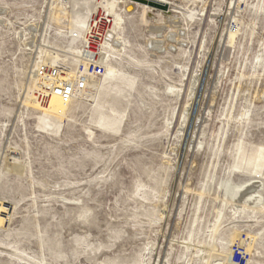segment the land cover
Returning a JSON list of instances; mask_svg holds the SVG:
<instances>
[{"label":"rangeland","instance_id":"1","mask_svg":"<svg viewBox=\"0 0 264 264\" xmlns=\"http://www.w3.org/2000/svg\"><path fill=\"white\" fill-rule=\"evenodd\" d=\"M118 1L57 116L34 69L103 1L0 0V264H264V0Z\"/></svg>","mask_w":264,"mask_h":264},{"label":"built area","instance_id":"2","mask_svg":"<svg viewBox=\"0 0 264 264\" xmlns=\"http://www.w3.org/2000/svg\"><path fill=\"white\" fill-rule=\"evenodd\" d=\"M106 18V17H105ZM98 23V24H97ZM110 27L109 20L98 18L90 22L84 34L81 45L83 53L79 56L75 66L68 64L52 65L40 63L35 71L36 97L40 101H49L55 97L62 105H67L88 88V81L99 78L104 72L100 62L99 48L106 40ZM95 44V45H94ZM73 76H68V74ZM232 264H248L242 258L232 261Z\"/></svg>","mask_w":264,"mask_h":264},{"label":"bare ground","instance_id":"3","mask_svg":"<svg viewBox=\"0 0 264 264\" xmlns=\"http://www.w3.org/2000/svg\"><path fill=\"white\" fill-rule=\"evenodd\" d=\"M103 1V4H99L98 7L95 9V11H93L92 13L88 14V16L86 17L85 21H84V28L82 29V38H81V43H80V49L77 53H74V62L78 61L79 59V56L82 55L83 53V50H82V43L84 41V34L86 32V30L89 28V24L90 22H93L96 18V20L98 18H101L103 20H109L110 22V27H109V31H108V35L106 37V40L101 44L100 48H99V55H100V62L101 64L103 65L104 67V72H105V65H106V62L104 63V61L108 58V54L110 53L111 49L113 46H117L118 45V42L116 40V34L113 30V23L115 22L116 20V16L115 13L113 12L114 10H118V6L120 5L119 1L118 0H102ZM66 4V3H65ZM62 5V4H61ZM58 8V7H57ZM60 8V7H59ZM58 8V10H59ZM67 8V7H66ZM64 10V9H63ZM57 11V10H56ZM65 11V10H64ZM58 12V11H57ZM67 12V11H66ZM65 15V14H64ZM60 16V15H59ZM106 17V18H105ZM172 17V16H171ZM169 18V23H172L173 21H175L174 17L172 18ZM60 18V17H59ZM66 18V17H65ZM67 20V19H66ZM57 21V19H56ZM98 24V23H97ZM172 25V24H171ZM66 26V25H65ZM164 27H161V26H155V27H152V30L157 34L159 35V33L163 30ZM61 30V29H60ZM69 31V30H67ZM59 32V31H58ZM234 32V31H233ZM231 34H234L231 32ZM170 36V35H169ZM172 37V36H171ZM174 37V36H173ZM153 44V43H151ZM154 44H159V41L157 42H154ZM105 51V53H103V51ZM46 55V54H45ZM52 57V56H51ZM49 58V57H48ZM54 59H56L55 57L53 58L52 61H54ZM47 60V59H46ZM108 60V59H107ZM65 64H68L66 62H64ZM55 65L56 63H52V65ZM60 64H63V63H60ZM60 64H56V65H60ZM69 65V64H68ZM38 66V65H37ZM36 66V67H37ZM75 66V64H74ZM73 66V67H74ZM35 67V69H36ZM34 69V71H35ZM104 72L102 74V76L104 75ZM34 73V72H33ZM72 74H74L73 72H71L70 74H68V76H73ZM102 76H100L99 78H94L92 80H89L88 81V88L86 91H83L79 94V96L76 97L75 100L71 101L69 104L67 105H62L57 98L55 97H51L48 101V104L45 108H40L39 107V102L38 101H35L36 100V97L32 96V92L33 90H28V93L31 94L30 98H29V101L31 102V104H33L34 106L38 107L39 109L42 110V112H45V113H50V114H54V115H57V116H61L63 115L67 110L68 108L78 99H80L81 95H84L85 93L89 92L91 89H92V85L95 81H97L98 79H100ZM32 82H35V90L37 89V85H36V81H35V78H34V81ZM91 95V94H90ZM86 96V95H85ZM84 98V97H83ZM252 186V185H251ZM251 190V188H250ZM254 190V189H253ZM237 191V190H236ZM246 192V191H244ZM251 192V191H250ZM253 193V192H252ZM254 194V193H253ZM253 194H250V193H244V201H247L248 203H250L249 201L252 200V202H258L259 200L257 199V197H255V195ZM251 202V203H252Z\"/></svg>","mask_w":264,"mask_h":264}]
</instances>
